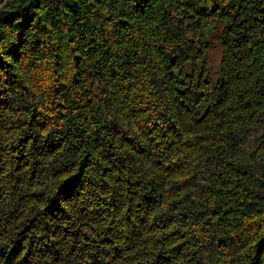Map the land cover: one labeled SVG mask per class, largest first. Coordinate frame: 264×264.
Wrapping results in <instances>:
<instances>
[{
  "label": "trees",
  "instance_id": "16d2710c",
  "mask_svg": "<svg viewBox=\"0 0 264 264\" xmlns=\"http://www.w3.org/2000/svg\"><path fill=\"white\" fill-rule=\"evenodd\" d=\"M3 2L0 264H264V0Z\"/></svg>",
  "mask_w": 264,
  "mask_h": 264
},
{
  "label": "rangeland",
  "instance_id": "374dc122",
  "mask_svg": "<svg viewBox=\"0 0 264 264\" xmlns=\"http://www.w3.org/2000/svg\"><path fill=\"white\" fill-rule=\"evenodd\" d=\"M5 4V2L0 3V8ZM210 60L214 68H217L220 57H221V52L219 50V47H215L214 49L210 50Z\"/></svg>",
  "mask_w": 264,
  "mask_h": 264
}]
</instances>
